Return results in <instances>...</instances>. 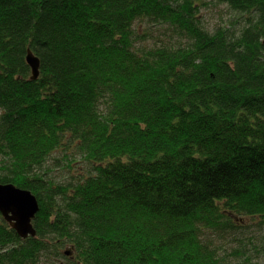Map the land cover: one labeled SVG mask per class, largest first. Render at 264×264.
<instances>
[{
	"label": "trees",
	"instance_id": "16d2710c",
	"mask_svg": "<svg viewBox=\"0 0 264 264\" xmlns=\"http://www.w3.org/2000/svg\"><path fill=\"white\" fill-rule=\"evenodd\" d=\"M211 3L0 0V185L40 208L27 239L0 212V264H234L211 236L264 231V0Z\"/></svg>",
	"mask_w": 264,
	"mask_h": 264
},
{
	"label": "water",
	"instance_id": "95a60500",
	"mask_svg": "<svg viewBox=\"0 0 264 264\" xmlns=\"http://www.w3.org/2000/svg\"><path fill=\"white\" fill-rule=\"evenodd\" d=\"M27 62L32 69V80L40 75V60L29 51ZM33 193L16 187L13 184L0 185V212L9 225L21 238L36 237L37 232L32 224L40 208ZM66 255H70L66 252Z\"/></svg>",
	"mask_w": 264,
	"mask_h": 264
},
{
	"label": "rangeland",
	"instance_id": "374dc122",
	"mask_svg": "<svg viewBox=\"0 0 264 264\" xmlns=\"http://www.w3.org/2000/svg\"><path fill=\"white\" fill-rule=\"evenodd\" d=\"M207 1L210 5L203 9V13L206 15L209 28H214L222 23V18H229L230 13L225 6H219L215 3L213 5L211 3L213 0ZM236 233L233 236H211V238L221 253L228 254V260L234 264H264V231L258 226H250ZM239 246L240 251H245L244 258H240L238 254V256L236 255L235 249ZM247 258L251 261H248Z\"/></svg>",
	"mask_w": 264,
	"mask_h": 264
},
{
	"label": "bare ground",
	"instance_id": "6f19581e",
	"mask_svg": "<svg viewBox=\"0 0 264 264\" xmlns=\"http://www.w3.org/2000/svg\"><path fill=\"white\" fill-rule=\"evenodd\" d=\"M33 75V74H32Z\"/></svg>",
	"mask_w": 264,
	"mask_h": 264
}]
</instances>
